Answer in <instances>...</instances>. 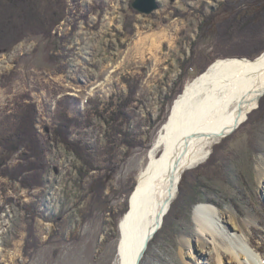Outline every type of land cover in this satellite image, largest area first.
I'll list each match as a JSON object with an SVG mask.
<instances>
[{
  "label": "rangeland",
  "instance_id": "rangeland-1",
  "mask_svg": "<svg viewBox=\"0 0 264 264\" xmlns=\"http://www.w3.org/2000/svg\"><path fill=\"white\" fill-rule=\"evenodd\" d=\"M236 1L157 0L159 9L147 15L133 8L135 0H0V122L20 104H34L44 143L42 156L27 157L42 186L0 176V264H112L118 223L174 101L211 60L264 53V34L247 35ZM178 81L182 89L168 103ZM133 88L132 118L123 127L135 140L131 148L122 136L107 137V123ZM64 109L80 122L70 140L91 148L92 167L53 139ZM23 153L0 149V165L14 168ZM201 203L219 211L223 237L216 242L199 231L194 210ZM248 245L261 264L264 96L185 171L141 264H204L215 248L223 264H250ZM240 247L239 260L227 255Z\"/></svg>",
  "mask_w": 264,
  "mask_h": 264
},
{
  "label": "bare ground",
  "instance_id": "bare-ground-1",
  "mask_svg": "<svg viewBox=\"0 0 264 264\" xmlns=\"http://www.w3.org/2000/svg\"><path fill=\"white\" fill-rule=\"evenodd\" d=\"M263 96L264 53L253 60H218L186 86L174 101L137 177L128 209L117 226L112 264L142 263L150 242L163 226L185 171L206 159L213 144L238 129ZM218 212L207 203L198 204L194 210L199 231L212 235L215 242L223 237L216 222ZM248 247L250 264H258L259 253ZM243 248H230L227 255L239 260L235 251L241 253ZM214 252L204 264H211L212 256L217 262L213 264H223V253L218 248ZM260 261L264 264V258Z\"/></svg>",
  "mask_w": 264,
  "mask_h": 264
},
{
  "label": "trees",
  "instance_id": "trees-1",
  "mask_svg": "<svg viewBox=\"0 0 264 264\" xmlns=\"http://www.w3.org/2000/svg\"><path fill=\"white\" fill-rule=\"evenodd\" d=\"M238 1L239 3H235L234 6L240 5V7L244 8L243 13H240L239 16L241 14L243 15H241V21L245 23L248 28H250V30H248L247 32V35H251L252 37H254L258 34L259 31L260 32L258 36L264 34V30H260V28H258L259 23L264 22V0ZM231 2L230 6H233V3ZM260 51L252 53L250 55H240L239 58L247 57L253 60L259 56ZM212 62L213 60L208 62L207 65H205L204 67L200 68L199 73H204L206 71L207 66H209V64H211ZM175 85L179 87V89L178 91H173L171 97L167 99L168 103H171L174 97L179 94L182 89V84L180 81L175 83ZM131 90L132 91H130L128 97L120 99V102L116 104V108L114 109V111H112L109 117V121L107 123V137L113 138L112 141H114L118 138V136H122L123 143L133 148L134 146H136L135 140H133L131 138L130 133L127 132L128 129H123V127L129 124L132 118L131 115L127 113V109L129 108L132 102V96L135 95L137 90L135 91L134 88ZM94 102L95 101H90V104ZM166 104L167 103H165L164 105ZM110 105L114 106L115 103L112 102L110 103ZM66 107V109H68L69 105L66 104ZM66 109H64L65 111H62V113H59L56 117L55 121H57V123H55L54 129H52L53 139L58 141V143L65 145L69 150H72L76 154V156L79 157L83 163H85V165H89L92 167L91 163L86 159L88 156H92L90 154L92 152L91 148L89 149L88 146L83 145L82 143L70 140L69 131L72 128L79 126L80 122L78 119L70 118L67 112L68 110ZM16 110L17 111L15 114L8 115L0 122V149L10 151L13 147H16L18 150L26 151V153H23L21 155V162L14 168H9L6 166L3 167L0 165V176L11 180L21 179V182H23L25 186H28L30 188L40 187L43 184L41 176L36 174V172L29 174L30 171H34L36 169L33 168L35 162L30 163L31 161H28L27 159L29 155V157L31 158H39L44 153V143L41 141L40 135L36 129V119L38 114L37 107L36 105L31 103H22L17 107ZM87 124H90V120H88ZM112 141H110V143ZM86 151H89L90 153H86ZM24 162L26 163L24 164ZM104 188L105 187H100L99 193H103Z\"/></svg>",
  "mask_w": 264,
  "mask_h": 264
},
{
  "label": "water",
  "instance_id": "water-1",
  "mask_svg": "<svg viewBox=\"0 0 264 264\" xmlns=\"http://www.w3.org/2000/svg\"><path fill=\"white\" fill-rule=\"evenodd\" d=\"M133 8L142 14H151L159 9L157 0H135ZM157 233V231H156ZM143 255L141 256V258Z\"/></svg>",
  "mask_w": 264,
  "mask_h": 264
},
{
  "label": "flooded vegetation",
  "instance_id": "flooded-vegetation-1",
  "mask_svg": "<svg viewBox=\"0 0 264 264\" xmlns=\"http://www.w3.org/2000/svg\"><path fill=\"white\" fill-rule=\"evenodd\" d=\"M229 2H230V0H229Z\"/></svg>",
  "mask_w": 264,
  "mask_h": 264
}]
</instances>
